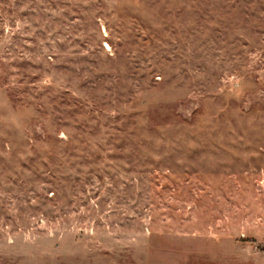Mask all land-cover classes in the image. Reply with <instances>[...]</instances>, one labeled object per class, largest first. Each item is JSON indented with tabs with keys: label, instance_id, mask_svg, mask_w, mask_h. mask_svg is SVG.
<instances>
[{
	"label": "rangeland",
	"instance_id": "obj_1",
	"mask_svg": "<svg viewBox=\"0 0 264 264\" xmlns=\"http://www.w3.org/2000/svg\"><path fill=\"white\" fill-rule=\"evenodd\" d=\"M0 264H264V0H0Z\"/></svg>",
	"mask_w": 264,
	"mask_h": 264
}]
</instances>
